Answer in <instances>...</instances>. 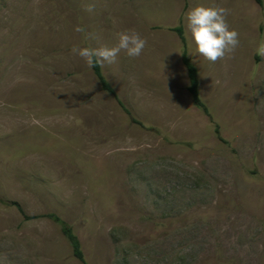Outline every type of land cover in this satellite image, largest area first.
<instances>
[{
	"label": "rangeland",
	"instance_id": "374dc122",
	"mask_svg": "<svg viewBox=\"0 0 264 264\" xmlns=\"http://www.w3.org/2000/svg\"><path fill=\"white\" fill-rule=\"evenodd\" d=\"M197 4L239 34L215 63L186 28ZM122 30L147 41L100 65L123 106L72 52ZM262 45L264 0H0V264H82L49 212L87 264H264Z\"/></svg>",
	"mask_w": 264,
	"mask_h": 264
},
{
	"label": "clouds",
	"instance_id": "9594fccd",
	"mask_svg": "<svg viewBox=\"0 0 264 264\" xmlns=\"http://www.w3.org/2000/svg\"><path fill=\"white\" fill-rule=\"evenodd\" d=\"M93 5H86V11H93ZM228 9L220 5L197 4L185 13L186 28L198 55L215 63L234 52L239 45V34L227 23ZM76 31H84L77 27ZM112 46H73L72 52L82 58L88 66L112 64L123 52L129 58L139 57L147 41L135 30H122L115 35ZM264 55V45L259 49Z\"/></svg>",
	"mask_w": 264,
	"mask_h": 264
},
{
	"label": "trees",
	"instance_id": "16d2710c",
	"mask_svg": "<svg viewBox=\"0 0 264 264\" xmlns=\"http://www.w3.org/2000/svg\"><path fill=\"white\" fill-rule=\"evenodd\" d=\"M258 3H261V0H256ZM172 30L176 32V34L179 37L180 43H181V61L186 69L187 77H188V85L187 90L190 95L191 101L193 105L198 107L202 110V112L210 119L212 120V116L209 112L208 107L206 104L202 101L200 94H199V77H198V70L196 65L192 62L190 56L188 55V49H187V41L184 35L183 26L181 22L172 27ZM93 73L97 77L102 89L105 91L111 93L115 99L118 101V103L123 106L121 100L118 98L114 88L110 85V83L107 81V79L104 77L100 64H94L91 66ZM124 109L128 112V110L124 107ZM131 119L134 122H138L135 118L131 116ZM140 123V122H138ZM214 131L216 135L221 139L219 127L217 124H215ZM8 204L14 205L20 212H22L21 206L16 201H8ZM23 213V212H22ZM41 216L51 219L53 222H55L59 227L65 238L68 240L73 256L78 259L82 264H87L85 261L83 251L81 248L80 241L77 237V235L74 233L72 227L60 216L53 212L42 214ZM24 218L28 219L30 216L24 214Z\"/></svg>",
	"mask_w": 264,
	"mask_h": 264
}]
</instances>
